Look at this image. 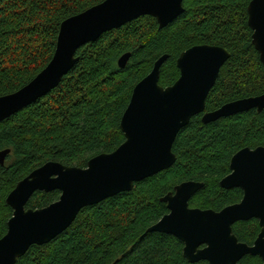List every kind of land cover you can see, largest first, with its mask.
<instances>
[{
	"label": "trees",
	"instance_id": "trees-1",
	"mask_svg": "<svg viewBox=\"0 0 264 264\" xmlns=\"http://www.w3.org/2000/svg\"><path fill=\"white\" fill-rule=\"evenodd\" d=\"M104 0H0V97L27 85L49 63L60 24ZM250 0H183L184 12L163 29L140 17L101 35L76 51L77 62L58 86L0 123V239L12 211L7 195L47 162L85 168L89 159L111 153L124 141L119 123L134 86L167 55L158 83L179 77L178 56L197 45L226 49L230 56L210 89L205 112L264 93V68L247 25ZM130 53L123 69L117 61ZM192 117L172 146L174 165L121 193L79 211L70 226L49 243L31 246L16 264H190L172 236L148 233L165 213L160 199L185 181L202 183L189 206L218 211L241 199L238 189L218 183L229 173L230 158L243 148L264 147V110L203 124ZM59 192H37L26 208L40 209ZM256 220L237 222L232 231L251 245ZM194 264H208L200 261ZM238 264H261L245 256Z\"/></svg>",
	"mask_w": 264,
	"mask_h": 264
},
{
	"label": "water",
	"instance_id": "water-1",
	"mask_svg": "<svg viewBox=\"0 0 264 264\" xmlns=\"http://www.w3.org/2000/svg\"><path fill=\"white\" fill-rule=\"evenodd\" d=\"M183 12V0H104L64 20L47 66L20 90L0 97V123L58 86L84 45L144 16L155 19L161 30ZM246 13L251 43L264 68V0H250ZM229 56L226 49L211 45L185 50L176 60L179 77L166 88L158 80L167 55L159 57L131 92L119 123L124 141L117 149L89 159L85 168L47 162L20 180L5 200L12 214L0 239V264H16L31 246L49 243L70 226L81 209L130 192L135 183L170 169L176 161L175 138L192 117L201 115V122L210 124L251 110L263 111L264 93L204 111L207 95ZM129 58L130 53L123 54L118 68L123 69ZM8 154L9 149L0 151V166ZM229 171L219 186L240 189L243 195L238 204L220 212L190 209L189 199L203 184L182 182L160 199L169 213L147 232L175 237L190 264H238L245 256L258 257L264 264V147L236 152ZM54 191L59 192L56 201L40 209L26 208L33 194ZM252 219L260 231L248 246L238 242L232 226Z\"/></svg>",
	"mask_w": 264,
	"mask_h": 264
},
{
	"label": "flooded vegetation",
	"instance_id": "flooded-vegetation-1",
	"mask_svg": "<svg viewBox=\"0 0 264 264\" xmlns=\"http://www.w3.org/2000/svg\"><path fill=\"white\" fill-rule=\"evenodd\" d=\"M229 173H230V171H229ZM229 173H228V174H229ZM228 174H227V175H228ZM227 175H226V176H227ZM224 177H225V176H224ZM224 177H223V178H224ZM223 178H221V180H222ZM221 180H220V181H221ZM220 181H219V182H220ZM185 182H186V181H185ZM193 182H195V181H193ZM196 183H198V182H196ZM218 185H219V183H218ZM176 186H177V185H176ZM219 187H220V186H219ZM234 189H237V188H234ZM224 190H225V189H224ZM231 190H233V189H231ZM238 190H240V189H238ZM173 191H174V188H173ZM173 191H172V192H168V193H173ZM240 191H241V190H240ZM241 193H242V191H241ZM166 194H167V193H166ZM166 194H165V195H166ZM165 195H164V196H165ZM242 195H243V194H242ZM193 196H194V195H193ZM193 196H192V197H193ZM192 197H191V198H192ZM191 198H190V199H191ZM190 199H189V201H190ZM241 199H242V196H241ZM241 199H240L238 202L234 203V204H238V203L241 201ZM189 201H188V207H189L190 209H199V208L190 207V206H189ZM161 203H162V202H161ZM163 204H164V203H163ZM234 204L227 205V206L223 207L222 209H224V208H226V207H228V206L234 205ZM164 205H165V207H166V204H164ZM222 209H220V210H218V211H215V212H220ZM166 210H167V208H166ZM200 210H212V209H200ZM212 211H214V210H212ZM168 213H169V212H168V210H167V213H165L163 216L167 215ZM163 216H162V217H163ZM162 217H161V218H162ZM161 218H160V219H161ZM160 219H159V220H160ZM159 220H158V221H159ZM252 220H254V219H252ZM158 221H157V222H158ZM249 221H250V220H249ZM256 221H257V220H256ZM245 222H247V221H245ZM257 223H258V222H257ZM154 224H155V223H154ZM258 226H259V225H258ZM259 229H260V228H259ZM259 231H260V230H259ZM258 233H259V232H258ZM165 235H168V234H165ZM257 235H258V234H257ZM169 236H171V235H169ZM172 237H173V236H172ZM256 237H257V236H256ZM174 238H175V237H174ZM175 239H176V238H175ZM255 239H256V238H255ZM255 239H254V240H255ZM178 241H179V240H178ZM179 242H180V241H179ZM238 242H239V241H238ZM253 242H254V241H253ZM253 242H252V244H253ZM180 243H181V242H180ZM241 243H242V242H241ZM181 244H182V243H181ZM244 244H246V243H244ZM252 244H251V245L246 244V245H248V246H252ZM201 248H203V247H201ZM201 248H200V249H201ZM182 249H183V244H182Z\"/></svg>",
	"mask_w": 264,
	"mask_h": 264
}]
</instances>
